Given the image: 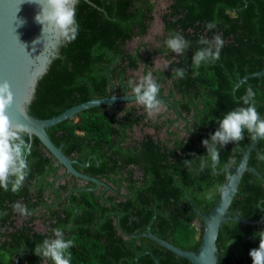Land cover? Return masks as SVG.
<instances>
[{"label":"trees","instance_id":"obj_1","mask_svg":"<svg viewBox=\"0 0 264 264\" xmlns=\"http://www.w3.org/2000/svg\"><path fill=\"white\" fill-rule=\"evenodd\" d=\"M159 1L167 3L160 15L162 35L147 42ZM75 9L78 35L59 48L39 79L30 115L46 120L92 99L133 95L128 81L139 83L148 72L161 80L158 96L170 97L172 114L163 121L158 115L153 122L145 108L123 103L84 111L46 130L77 162V171L105 183L107 190L92 183L79 187L81 182L32 137L23 187L16 193L11 185L8 191L0 188V264H16V258L17 264H55L37 256L35 249L45 239H57V228L65 241H73L64 252L70 264H155L145 252L159 264H190L146 238L124 233L144 232L156 212L153 234L180 249L197 251L202 230L186 195L208 214L228 181L229 173L220 171L232 159L235 163L227 168H234L242 156L233 142L217 146L220 164L213 168L203 141L211 143L223 118L240 107L254 105L264 120V76L238 85L239 79L264 68V0H79ZM209 23L214 27L207 28ZM177 33L188 45L179 55L166 45ZM216 35L223 41L220 59L194 66L197 51L215 50ZM157 59L164 70L155 66ZM177 69L185 71L183 78L175 75ZM249 87L254 96L245 105ZM139 127L156 134L168 129L162 138L137 137L134 129ZM243 136L236 143L246 149L253 141L246 128ZM22 139L30 143L27 134ZM255 148L249 165L264 177V160L259 158L264 139ZM61 172L64 179L56 183ZM17 202L32 215L15 211ZM229 210L261 222H225L216 242L218 264H253L250 251L259 248L264 231V184L245 173ZM36 221L44 231L35 230Z\"/></svg>","mask_w":264,"mask_h":264},{"label":"water","instance_id":"obj_2","mask_svg":"<svg viewBox=\"0 0 264 264\" xmlns=\"http://www.w3.org/2000/svg\"><path fill=\"white\" fill-rule=\"evenodd\" d=\"M78 1L73 0V4L69 6L75 7ZM49 12L47 0H0V88L7 84L8 91L13 97L12 102L6 109V115L12 123V130H16L17 125H24L29 129L30 144L32 137L38 139L44 149L64 168L67 174L82 182L92 183L96 187L101 186L107 190L109 186L105 183L77 171L74 168L77 162L68 158L62 152L61 147H57L51 141L46 130L64 121L73 120L78 114L93 108L134 103L136 102V97L135 95H111L105 98L92 99L46 120L30 115L28 106L34 98L37 83L46 74L52 60L58 57L59 48L67 41L44 20V17ZM37 17H40V20L44 22L38 21ZM262 76H264V68L257 73L246 75L239 79L238 85L248 79ZM5 99H7V94H5ZM157 99L165 103L164 99L158 97ZM258 140L253 141L246 149L233 142L234 146L242 154L241 159L234 168L225 167L220 171V173H229L232 180H228L224 185L226 186L227 196H223L220 193L208 214H202L186 195L188 204L196 214L195 223L202 230L201 242L197 251L180 249L153 234L151 227L157 215L156 212H154V216L144 232L136 235L126 234L121 230L118 219L120 231L133 239L146 238L174 255L187 260L190 264H218L216 242L219 231L225 222L255 226H259L261 222V220L252 222L243 219L235 211L229 210L232 201L238 194L239 185L245 173H251L264 184V177L249 165L250 153L256 149ZM211 167L215 168L212 164ZM143 255H150L154 263L159 264L151 252H145ZM138 258L139 256L135 261ZM14 262L17 264L18 258Z\"/></svg>","mask_w":264,"mask_h":264},{"label":"clouds","instance_id":"obj_3","mask_svg":"<svg viewBox=\"0 0 264 264\" xmlns=\"http://www.w3.org/2000/svg\"><path fill=\"white\" fill-rule=\"evenodd\" d=\"M50 12L44 17L51 28L58 31L67 41L71 42L76 39L79 30L77 23L76 9L70 7L73 0H47ZM40 20V17H37ZM211 29L214 24L209 23L206 25ZM200 43H206L203 39ZM167 47L178 55L183 53L187 48V42L183 37L177 33L166 40ZM223 46V41L219 35L214 37V49L209 48L206 50L197 51L193 59V65L199 67L201 62L216 61L220 59V51ZM175 75L183 78L185 71L183 69L175 70ZM129 86L132 88V94L136 97V102L142 105L147 111L149 116L160 110V101L157 99L159 94V86L155 82L152 73L148 72L143 76L139 83H134L133 80L128 81ZM7 94V99H5ZM254 96L252 88L247 89V95L244 97V104L249 105L248 97ZM12 95L8 91V85L5 84L0 88V188L5 191L9 190L13 193L18 192L24 184L28 174L29 166L26 162V156L31 155V145L22 139V133L30 137V130L24 125H17L16 130H12V123L6 115V109L12 102ZM247 129L251 134V140L264 139V120L259 118L257 109L254 105L248 107H240L236 111H231L220 122V129L215 132L211 137V143L208 140L203 141V145L208 149L209 159L212 165L218 167L220 164V153L217 146H226L231 142H239L244 139L243 129ZM18 141V143H17ZM261 160H264V155H260ZM185 163H188L187 161ZM235 163L232 159L225 167H230ZM204 164H201L203 169ZM215 174V173H214ZM228 180L231 181L232 177L229 176ZM219 192L223 196H227L226 186H221ZM15 211L27 217L32 215L26 205L19 202L12 205ZM54 235L57 239H45L43 245H37L35 254L50 258L55 264H70V259L64 257L65 250L69 249L73 241H65L63 231L60 229H53ZM259 248L250 251L253 264H264V231L259 233ZM71 254H69L70 256Z\"/></svg>","mask_w":264,"mask_h":264},{"label":"flooded vegetation","instance_id":"obj_4","mask_svg":"<svg viewBox=\"0 0 264 264\" xmlns=\"http://www.w3.org/2000/svg\"><path fill=\"white\" fill-rule=\"evenodd\" d=\"M162 31H163V28H162ZM149 32V31H148ZM160 36V35H159ZM159 69H162V70H164L163 69V67H161V68H159ZM160 81L161 80H157V81H155L158 85L160 84ZM158 98H162V99H164V101H165V103H162V102H160V110L159 111H157V112H155L152 116H149L150 118H152L153 119V122H155V120L158 118L157 116L158 115H162V117L160 118V120L161 121H163L165 118H166V116L168 115V114H172V111L171 110H169V108H173L171 105H170V97H159L158 96ZM132 104H134V105H136L138 108H144L142 105H139L137 102H134V103H132ZM118 105V104H117ZM170 105V106H169ZM159 120V121H160ZM160 121V122H161ZM168 128L167 127H165V128H163L158 134H156L155 132H154V130L152 129V128H144V129H142L141 130V128L139 127V128H135L134 129V131H135V134H136V136L137 137H142L144 134H146V135H150V136H153V138H155L156 136L158 137V138H162V137H164V133L166 132V130H167ZM172 129V128H171ZM169 130H170V127H169ZM87 165V164H86ZM86 165H84V166H86ZM81 167H84V166H82V165H80ZM63 179H64V173L63 172H61V175L59 176V178H57L56 180V183H58L59 181H63ZM80 181V180H79ZM81 183H79V184H77L79 187H82L84 184H85V182H82V181H80ZM84 183V184H83ZM100 187V186H99ZM39 223H40V225L42 226V229L41 230H39L37 227H36V222L34 223V225H35V230L36 231H44V226L42 225V223L39 221Z\"/></svg>","mask_w":264,"mask_h":264},{"label":"rangeland","instance_id":"obj_5","mask_svg":"<svg viewBox=\"0 0 264 264\" xmlns=\"http://www.w3.org/2000/svg\"><path fill=\"white\" fill-rule=\"evenodd\" d=\"M167 3L165 1H159L156 3L155 12H154V21L151 24L150 30L148 32V37L145 41L149 42L152 41L156 36L162 35V24L160 20V15L163 10L166 8ZM155 66L157 68L163 67V62L157 59L155 61ZM140 77H138L139 80ZM36 227L41 230L42 226L40 225L39 221H36Z\"/></svg>","mask_w":264,"mask_h":264}]
</instances>
